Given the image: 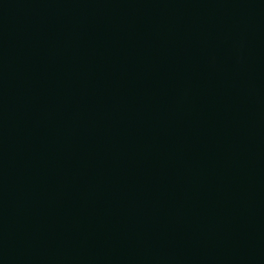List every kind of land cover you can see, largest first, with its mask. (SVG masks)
<instances>
[{"label": "water", "instance_id": "water-1", "mask_svg": "<svg viewBox=\"0 0 264 264\" xmlns=\"http://www.w3.org/2000/svg\"><path fill=\"white\" fill-rule=\"evenodd\" d=\"M0 264H264V0H0Z\"/></svg>", "mask_w": 264, "mask_h": 264}]
</instances>
